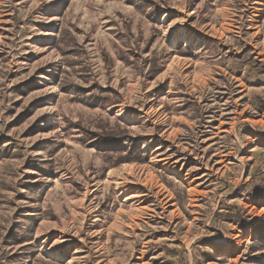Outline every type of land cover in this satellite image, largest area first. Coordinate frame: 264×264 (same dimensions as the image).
<instances>
[{"label":"rangeland","instance_id":"374dc122","mask_svg":"<svg viewBox=\"0 0 264 264\" xmlns=\"http://www.w3.org/2000/svg\"><path fill=\"white\" fill-rule=\"evenodd\" d=\"M0 264H264V0H0Z\"/></svg>","mask_w":264,"mask_h":264},{"label":"trees","instance_id":"16d2710c","mask_svg":"<svg viewBox=\"0 0 264 264\" xmlns=\"http://www.w3.org/2000/svg\"><path fill=\"white\" fill-rule=\"evenodd\" d=\"M97 138H104L105 141L109 142V143H113V142H119V143H124V144H130L132 145L135 141L134 139L130 136L127 135L126 132H122L121 134H111V133H106L104 130H101L100 132H94ZM129 155V151L127 152ZM138 156H125L124 159L126 161H134L137 160Z\"/></svg>","mask_w":264,"mask_h":264}]
</instances>
